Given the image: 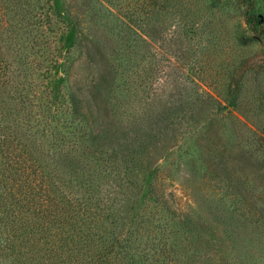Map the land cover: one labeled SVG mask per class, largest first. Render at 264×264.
Returning a JSON list of instances; mask_svg holds the SVG:
<instances>
[{"label": "trees", "instance_id": "obj_1", "mask_svg": "<svg viewBox=\"0 0 264 264\" xmlns=\"http://www.w3.org/2000/svg\"><path fill=\"white\" fill-rule=\"evenodd\" d=\"M239 1L253 36L264 38L255 0ZM125 4L84 0L76 10L65 0L64 12L53 13L52 0H0V264H180L186 251L178 232L196 254L191 261L233 264L234 248H215L194 234L190 241L188 224L225 228L232 247L239 238L259 242L244 223L234 228L218 215L210 217L213 225L203 215L195 222L189 212L177 214L154 182H138L137 171L151 147L197 134L188 169L201 173L203 196L227 197L233 213L264 228V120L244 110L252 94L264 110V86L251 88L247 74L264 72V61L246 63L236 79L237 64L219 63L228 74L221 89L231 110L224 115L207 88L221 78L211 69L214 32L164 3L145 14ZM162 13L173 17L176 34L194 40L187 47L193 56L172 59L167 66L182 68L165 78L145 28ZM83 57L93 82L82 89L73 67ZM201 113L204 130L193 119ZM254 136L260 144L242 150Z\"/></svg>", "mask_w": 264, "mask_h": 264}, {"label": "rangeland", "instance_id": "obj_2", "mask_svg": "<svg viewBox=\"0 0 264 264\" xmlns=\"http://www.w3.org/2000/svg\"><path fill=\"white\" fill-rule=\"evenodd\" d=\"M75 9L83 8L81 3L84 0H72ZM124 5L125 2H130V5L136 6V11L139 14H145L148 12L151 7L157 3H164L166 7L172 11L173 14L184 16L182 20L192 21L199 19L203 23L202 28L204 32H214V42L210 43L214 46L212 51L213 60H211L212 70L216 71L215 80L219 77V84L214 83L213 85L207 86V88L212 89L214 95L220 99L221 102V112L224 115H229L228 112L231 110V107L225 101L223 96L222 85H225L228 80L227 69L219 66V63H227L230 67L237 64L232 74L234 79L244 69L245 64L253 61H264V38L253 36L252 31L249 29V25L245 22V16L242 14L243 5H241L239 0H122ZM152 1V2H151ZM151 2V3H150ZM176 3V4H172ZM53 9L51 12L55 13L56 11L64 12L65 0H52ZM157 7V6H156ZM255 9L258 10L262 16H264V0H255ZM166 13V12H165ZM165 13L161 14V17L158 15L156 21L147 25L145 28L147 32L153 37L154 42H151L152 45H149V48L152 53H156L155 57L161 58L163 62V70H166L167 75L171 76V72L180 71V66L173 68L171 65H168L172 59L176 57L178 59L179 55H185L188 57L193 56V52L187 50L189 44L194 43V40L188 39V37L182 32L179 25V28L182 32L176 34L173 29V24L171 18ZM165 14V15H164ZM62 17L68 22L69 17L64 14ZM162 17L165 18V22L160 21ZM160 18V19H159ZM201 29V30H202ZM101 36V35H100ZM147 37V36H146ZM197 39V37H195ZM146 46V44H145ZM186 51V52H184ZM148 52V51H147ZM165 56V57H164ZM89 57V56H88ZM164 57V58H163ZM86 58V57H85ZM90 58V57H89ZM86 58V61L87 59ZM147 58V57H146ZM181 57H179L180 59ZM84 57L80 63L76 62V65L73 67L74 76L77 77V85L82 89L89 88L91 81L92 73L90 72V67L85 65L86 63ZM101 69L104 68L103 64ZM39 71V70H38ZM252 69L248 72V79L253 78L251 88L253 86H264V72H258L257 74L253 72ZM41 72V71H40ZM37 75H39V73ZM254 75L257 79L254 78ZM223 76V77H222ZM159 78V81L160 79ZM158 80L155 81L157 83ZM218 82V81H215ZM162 83V82H160ZM224 83V84H223ZM216 84V85H215ZM76 86V85H75ZM258 94L250 95L248 105L244 107V110L247 111L249 118L259 121L264 120V110L258 106V100L261 97L257 96ZM104 99V98H103ZM210 103V100H207ZM158 101H154V104H157ZM206 113L198 114V117L193 116V119L198 123H201L204 119ZM91 116L89 115V119ZM231 120V118H228ZM207 120V119H205ZM202 124V123H201ZM202 129H205V124L201 125ZM217 130L218 127L213 125ZM197 134L190 136L177 137L175 140H171L168 146H159L151 147L149 151L145 152V158L143 159L142 167L138 169V182H143L144 186L148 181L154 182L156 188L163 199H167L171 202L172 207L175 209L177 214L185 215L188 212L192 214L191 219L195 222L201 221L200 216L203 215L207 217L208 222L215 225L214 220H210V217L213 215H218L222 217L225 221H228L232 224V227L239 226V224L244 223V227L254 229L258 233L259 242L257 240L252 241L247 239L246 241L242 238H239V243L235 247H232L231 242L228 238L225 239L223 230L225 228L218 226L215 228L217 231L212 230V227L206 223L204 225L194 228L192 225H187L186 235L190 241L194 238L192 235L199 236L203 238L204 241L208 240L207 245L215 242V248L222 249L223 246L229 251L230 248H234L235 254L233 255L234 260L233 264H264V228H257L254 223H250L245 214H239L238 212L233 213V206L224 198V201H221L216 198L215 195L204 197V189L206 186L202 181L201 173H196L195 176H192V173H195L194 170L191 171L188 169L189 161L192 157L189 155V147L192 144H197ZM255 140L249 138L250 146L242 147V150H252L253 146L260 144L258 137L254 136ZM201 146V142L199 144ZM220 147L219 145H217ZM202 150H206L205 146H202ZM210 152L215 150L214 148H209ZM262 151V150H261ZM249 152V151H248ZM211 153L207 154V158L210 157ZM188 171L193 177V180L186 181L188 176ZM207 181V180H206ZM255 181H251L253 183ZM146 183V184H145ZM209 186V185H207ZM192 192L190 193L189 191ZM143 190H141L142 192ZM144 192V191H143ZM259 197H262L263 192L260 189H257ZM141 197V193L137 194ZM188 215V214H187ZM178 225V224H176ZM241 226L239 227L240 230ZM206 229V230H205ZM219 233L221 238H218L214 235ZM178 241H181L180 248L185 250L186 253L183 258L180 256L177 260V263L180 264H202L199 260L191 261L196 257V254H193L192 250L188 249L186 241L182 239V232H178ZM241 236L244 235L242 230H240ZM184 236V235H183ZM256 236V235H255ZM194 240V239H193ZM206 243V242H205ZM203 243V244H205ZM212 246V245H211ZM206 249V248H204ZM219 252V249H216L215 252ZM220 253V252H219ZM189 260V261H188ZM188 261V262H187Z\"/></svg>", "mask_w": 264, "mask_h": 264}]
</instances>
